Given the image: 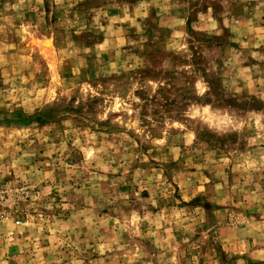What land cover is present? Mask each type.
Here are the masks:
<instances>
[{"label":"rangeland","instance_id":"rangeland-1","mask_svg":"<svg viewBox=\"0 0 264 264\" xmlns=\"http://www.w3.org/2000/svg\"><path fill=\"white\" fill-rule=\"evenodd\" d=\"M0 264H264V0H0Z\"/></svg>","mask_w":264,"mask_h":264}]
</instances>
